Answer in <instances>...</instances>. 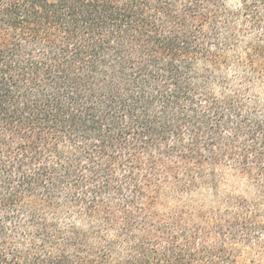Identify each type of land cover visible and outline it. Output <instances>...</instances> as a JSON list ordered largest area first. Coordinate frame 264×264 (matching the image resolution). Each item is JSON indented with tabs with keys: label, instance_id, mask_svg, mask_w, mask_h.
<instances>
[{
	"label": "trees",
	"instance_id": "trees-1",
	"mask_svg": "<svg viewBox=\"0 0 264 264\" xmlns=\"http://www.w3.org/2000/svg\"><path fill=\"white\" fill-rule=\"evenodd\" d=\"M0 264H264V0H0Z\"/></svg>",
	"mask_w": 264,
	"mask_h": 264
},
{
	"label": "rangeland",
	"instance_id": "rangeland-1",
	"mask_svg": "<svg viewBox=\"0 0 264 264\" xmlns=\"http://www.w3.org/2000/svg\"><path fill=\"white\" fill-rule=\"evenodd\" d=\"M200 197L203 198L202 200L210 204V200L212 199V194L211 192L206 191V192H203V194L200 195Z\"/></svg>",
	"mask_w": 264,
	"mask_h": 264
}]
</instances>
